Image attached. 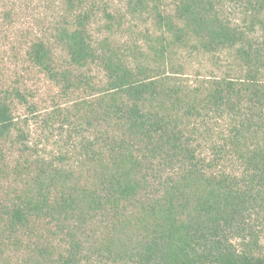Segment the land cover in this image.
Listing matches in <instances>:
<instances>
[{"label":"trees","instance_id":"trees-1","mask_svg":"<svg viewBox=\"0 0 264 264\" xmlns=\"http://www.w3.org/2000/svg\"><path fill=\"white\" fill-rule=\"evenodd\" d=\"M152 1L130 3L156 11L163 30L157 58L193 42L206 50L234 47L244 72L215 80L202 96L180 95L159 69L137 70L108 39L94 43L88 1L65 0L54 42L66 64L56 61L50 39L33 41L27 55L65 94L83 84L99 91L76 104L94 128L79 156L96 181L83 185L74 169L51 161L41 163L34 189L18 202L0 194V237L13 247L23 242L20 231L41 236L36 221L57 225L30 264H264V0H228L245 6L248 24L219 12L222 0H178L176 20ZM92 64L104 68L103 86L87 73ZM16 100L28 101L19 87L0 89V140L17 127ZM213 115L228 119L217 140ZM203 144L230 166L210 170L214 162L199 154ZM4 164L1 157L0 177Z\"/></svg>","mask_w":264,"mask_h":264},{"label":"rangeland","instance_id":"rangeland-1","mask_svg":"<svg viewBox=\"0 0 264 264\" xmlns=\"http://www.w3.org/2000/svg\"><path fill=\"white\" fill-rule=\"evenodd\" d=\"M87 1L83 9L93 12L89 27L94 43L99 45L108 39L119 52H124L137 70L140 67H147L148 72L159 69L160 72H156L161 76L159 79L164 78L174 88H180V95L202 96L215 80L240 77L244 72L234 47L206 50L193 42V45L187 46L174 45L172 51L167 50L164 58H157L155 47L163 30L155 10L135 11L130 0ZM177 2L154 0L152 4L157 3L160 10L176 20ZM65 5V0H0V89L19 87L28 100L26 103L16 100L13 109L19 122L10 138L0 140V158L3 157L7 170L0 177V194L8 203L18 202L19 195L25 197L34 189V178L44 162L55 161L74 169L83 185L90 186L96 181V175L89 167L91 164L85 163L79 156L80 143L93 139L94 128L81 119L87 109L77 108L76 104L82 102V98L92 100L99 97V91L83 84L78 90L76 88L72 93L65 94L62 85L33 64L27 55L33 41L50 39L55 48L56 61L66 64L65 52L54 42L55 26L64 13ZM215 8L233 24L249 23L244 17L245 6L242 4L222 0L215 2ZM106 12L112 13L114 18H108ZM167 36L172 38L170 32ZM86 71L92 75L94 85L105 84L106 72L102 65L92 64ZM89 91L94 94H89ZM209 122L214 129L213 139H219L216 136L219 131L227 130V117L213 115ZM20 134L26 137L22 139ZM208 144H203L199 154L214 162L210 170L219 172L226 165L229 167L224 161L216 162V155ZM77 145L78 148H75ZM34 225V231L41 236L35 238L31 231H20L18 238L23 242L19 244V249L0 237L4 249L0 247V264H30L35 261L39 256L38 245L47 238L45 235H52L51 230H55L57 225L48 219L36 221ZM262 228L264 246V223Z\"/></svg>","mask_w":264,"mask_h":264}]
</instances>
